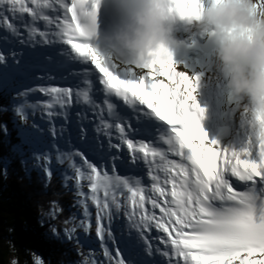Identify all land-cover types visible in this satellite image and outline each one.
Returning a JSON list of instances; mask_svg holds the SVG:
<instances>
[{
  "label": "snow or ice",
  "instance_id": "1",
  "mask_svg": "<svg viewBox=\"0 0 264 264\" xmlns=\"http://www.w3.org/2000/svg\"><path fill=\"white\" fill-rule=\"evenodd\" d=\"M167 3L181 17L193 16L204 7L202 0ZM87 4L88 0H71L70 4L66 0H0V28L10 34L5 36V44L19 40L20 44L30 45L26 51L9 49L7 55L0 52V91L7 93L33 79H55L57 74L67 78L63 70L68 61L62 58L67 53L53 55L37 49L36 44L41 41L36 37L42 38L44 44H53L56 39L71 44L83 60L90 59L103 74L99 78L103 88L98 90L105 94L102 101L86 87H26L17 92L23 99L10 109L25 124L30 111L46 112L55 160L59 164L70 162L73 170L74 175L65 174L64 183L67 186L69 180H75L76 195L82 198L77 204L83 209V218L77 222L74 215L66 221L72 226L65 227L63 236L51 228L53 238L80 245L77 231L89 233L92 228L91 201L96 208V236L107 264H264V105L254 106V130L246 146L240 150L220 147L201 127L199 113L203 109L195 103L194 85L187 75L176 70L167 48L161 45L149 52L134 67L138 72L109 65L87 42L90 30L84 21L95 17L94 11H85ZM56 5L63 9L62 21H54L46 14ZM256 7L264 10V0H256ZM25 14L31 17V24L24 22ZM39 20L48 26L56 25L53 39L35 26ZM22 28L27 40L22 38ZM73 37L82 42L72 43ZM37 91L49 97L48 101L30 103L27 97ZM112 95L135 109V133L145 139L129 138V116L109 100ZM74 101L99 117L94 127L84 112H77L73 119ZM145 105L147 110L139 107ZM153 117L171 126L166 138L162 137L168 146L166 151L150 142ZM56 118L64 122L57 126ZM32 128V132L20 130L22 144L14 145L13 151L22 157L21 163L28 170L24 149H35L31 156L36 161L34 167L40 168L43 162L50 181L52 171L47 165L52 162V153L39 150L47 147L45 129L36 124ZM4 131L7 132L6 125ZM113 133L117 134L118 143L113 142ZM206 143L219 151L206 147ZM122 145H127L131 153V165L128 157L121 159L123 154L116 151ZM169 153L181 160L169 159ZM224 154H228L226 158ZM77 157L82 165L75 163ZM218 157L222 160L219 168ZM141 163L147 169L148 185L139 174L117 172V168L132 170V166L138 168ZM233 177L242 188L234 186ZM83 182L90 190L87 193ZM153 228L166 235L150 237L148 233ZM152 239H158L164 249L155 246ZM109 245L115 247L114 254ZM33 264L44 261L37 257ZM70 264L104 261L93 256Z\"/></svg>",
  "mask_w": 264,
  "mask_h": 264
},
{
  "label": "trees",
  "instance_id": "2",
  "mask_svg": "<svg viewBox=\"0 0 264 264\" xmlns=\"http://www.w3.org/2000/svg\"><path fill=\"white\" fill-rule=\"evenodd\" d=\"M13 101L11 92L0 91V264H7L10 257L18 264H33L37 257L44 264H70L91 258L92 249L83 243H62L52 236L51 228L63 236L65 227L72 226L66 221L74 215L77 222L82 219L77 204L81 198L71 180L65 186L62 171L51 169L49 181L42 164L34 167L32 150L24 149L28 170L21 163L22 157L13 151L14 145L22 144L21 125L10 110Z\"/></svg>",
  "mask_w": 264,
  "mask_h": 264
},
{
  "label": "clouds",
  "instance_id": "3",
  "mask_svg": "<svg viewBox=\"0 0 264 264\" xmlns=\"http://www.w3.org/2000/svg\"><path fill=\"white\" fill-rule=\"evenodd\" d=\"M125 19L106 35L114 54L125 51L140 59L171 38L178 20L218 35L215 52L228 87L254 105H264V10L256 0H211L197 14L181 17L167 0H119Z\"/></svg>",
  "mask_w": 264,
  "mask_h": 264
},
{
  "label": "bare ground",
  "instance_id": "4",
  "mask_svg": "<svg viewBox=\"0 0 264 264\" xmlns=\"http://www.w3.org/2000/svg\"><path fill=\"white\" fill-rule=\"evenodd\" d=\"M206 2H211V0L209 1L202 0L203 6L204 4L206 5ZM204 7H207V6H204ZM179 21L182 24L181 31L183 32L185 37H187L188 35H193V36H198V39L204 40L207 38L208 32L212 31V30L204 31V30L196 28L194 25L186 23L183 20H179ZM2 35L3 34L0 35V38H2L1 37ZM190 41L192 42L193 40H190ZM208 42L210 45V47L208 48L209 51L206 54H204L202 57L197 58V60L193 62L175 63L174 66L178 72H182L188 77L189 75H192L196 79H198L196 84L193 83L194 85L193 95L195 97L196 104L201 103L205 111L207 113H211L212 116L215 117L217 120H222L224 122L233 123L235 132L233 133V137L231 138V140L227 142V148H230L233 150H240L239 148L240 144L245 142V145H246L250 137L253 134V130H254L253 114H249V111H247V109L251 106V108L254 110L255 105L249 97L237 96L232 91V89L228 87V78L224 74V72L221 73L222 75L215 72V70H218L219 68L218 67L219 63L215 57L217 44L213 45L212 41H208ZM100 56L104 58L105 61L109 65H112L111 64L112 63L111 53H105L104 55H100ZM89 61L90 59L85 61L80 57L77 65H81V64L85 65ZM122 69L131 70L132 68L123 66ZM133 70L137 71L135 69ZM215 74H218V77L220 78L222 77V80H220L218 83L215 82L217 79H215V81H213L212 79L214 78ZM40 75H43V74L37 73V76H40ZM36 80H37L36 82H35V79L30 81L31 84L30 82H28L30 84L29 88H39L41 86L43 87H65L66 78L59 79V76H56L55 79H51V80H48V79H44V80L36 79ZM53 80L56 81V85ZM208 80L211 82L213 81V82L211 84H208ZM204 81L206 83H204ZM197 95H199V97ZM31 98H37L43 103L47 102L49 99V97L45 96L43 93H40L38 91L31 93ZM213 104H216L217 108L215 110L210 111V108ZM45 116H46L45 121H48L47 114ZM164 149L166 148L164 147ZM127 152L129 151L127 150ZM78 164L82 165L83 161L82 160L78 161ZM109 170H110V165H109ZM117 172L121 175H126V174H137L138 171L135 170L132 166V170L125 169V168H119ZM146 174H147V171L145 173L141 172L140 176L143 178L145 185H148L149 179L146 177ZM84 183L86 184V182Z\"/></svg>",
  "mask_w": 264,
  "mask_h": 264
},
{
  "label": "rangeland",
  "instance_id": "5",
  "mask_svg": "<svg viewBox=\"0 0 264 264\" xmlns=\"http://www.w3.org/2000/svg\"><path fill=\"white\" fill-rule=\"evenodd\" d=\"M209 1V0H208ZM210 2H206V5L204 4V6H208ZM219 65V64H218ZM219 67V68H218ZM218 67V70H215V72H217L218 74H221L223 71L221 70V66L219 65ZM213 74V73H212ZM218 74H215L213 81H215V79H217L215 82L218 83L220 80H222V77H218ZM210 75V74H208ZM222 75V74H221ZM190 77V80L192 81V83H197L198 79H196L194 76L192 75H189ZM217 77V78H216ZM37 80L35 79V82ZM207 81V80H206ZM212 81V82H213ZM211 81L208 80V84H211L212 83ZM204 83H206L204 81ZM31 84V82H30ZM29 83H27L25 86H17L16 88H14L13 90L9 91L11 92L12 96H13V102L16 103L20 100H22L23 98L22 97H18L17 96V92H22L25 90L26 87H29L30 85ZM34 84V83H32ZM231 89V88H230ZM199 97V95H197ZM28 101L30 103H40V104H43L42 101L38 100L37 98H31V93L29 94V96L27 97ZM247 111H249V114H253V109L251 108V106L247 109ZM47 113L46 112H42L41 110H37L35 111V113L33 114L31 111L29 113V119L27 121V123H23V121H20L19 117H17V123L19 125H21V129L26 131V132H32L34 131V129L32 128V125L33 124H36L38 126H40L42 120H43V117H44V120H45V115ZM20 122H22L23 124H21ZM45 136H46V139H45V144H46V148H41L39 149L40 151H49L52 153V156H53V159H52V162L50 165H47V167L50 168V170L52 169H55L56 171H62L64 172V174H68V175H74L73 173V170L72 168L70 167V162H65L64 164H59L56 162L55 160V149L52 147L53 145V142L52 140L50 141L49 139V134H47L45 132ZM59 147H64L63 146H60V144L58 145ZM35 149H32V151H34ZM41 164L44 166V163L41 162ZM71 183H72V186L73 188L75 189V180L74 179H71ZM84 183V182H83ZM85 184V183H84ZM76 190V189H75ZM86 193L89 192L90 190L88 189L87 185L85 184V187L83 189ZM82 199V198H81ZM89 203V211L91 212V216H92V219H91V223H92V228L90 230L89 233H83L82 231L81 232H78L77 231V235L80 237L82 243L90 248H93L92 249V256L91 258L94 256L95 259H97L98 261H104V264H107V260L106 258L103 256V249L100 247V241H99V238L96 236V232H95V215H96V208H95V205H93L91 203V201H88ZM80 212H81V217L83 218V209L80 207ZM121 218H123L121 216ZM105 224V226L107 225V221H104L103 222ZM88 240H90L92 243L89 245V243L87 242ZM110 250L113 252V254L115 253V251L113 250V247L110 246ZM17 262L15 258L13 257H10V259L8 260L7 264H13V262ZM18 264V262H17Z\"/></svg>",
  "mask_w": 264,
  "mask_h": 264
},
{
  "label": "water",
  "instance_id": "6",
  "mask_svg": "<svg viewBox=\"0 0 264 264\" xmlns=\"http://www.w3.org/2000/svg\"><path fill=\"white\" fill-rule=\"evenodd\" d=\"M205 48H206V50H208V47H207V45L205 44Z\"/></svg>",
  "mask_w": 264,
  "mask_h": 264
}]
</instances>
